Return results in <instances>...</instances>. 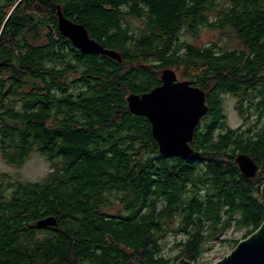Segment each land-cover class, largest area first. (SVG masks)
I'll return each mask as SVG.
<instances>
[{
    "label": "trees",
    "instance_id": "1",
    "mask_svg": "<svg viewBox=\"0 0 264 264\" xmlns=\"http://www.w3.org/2000/svg\"><path fill=\"white\" fill-rule=\"evenodd\" d=\"M58 6L121 61L73 47ZM205 28L239 46L180 40ZM166 68L206 94L190 160L160 154L150 122L127 108ZM224 94L242 128L226 127ZM34 151L52 166L45 178L0 182V264L195 262L231 227L243 231L233 249L264 222V0H0V154L19 166ZM241 153L255 177L237 167ZM47 216L55 226L36 225ZM170 231L185 236L173 259Z\"/></svg>",
    "mask_w": 264,
    "mask_h": 264
},
{
    "label": "water",
    "instance_id": "2",
    "mask_svg": "<svg viewBox=\"0 0 264 264\" xmlns=\"http://www.w3.org/2000/svg\"><path fill=\"white\" fill-rule=\"evenodd\" d=\"M56 22L60 33L71 41L73 47L84 53L107 55L121 61L118 52L100 45L89 36L83 24L67 18L59 6ZM160 80L161 83L148 92L128 94L127 108L135 115L145 116L150 122L160 154L190 160L199 154L190 143L202 117L208 113L206 94L190 80H178L177 72L172 68L163 69ZM235 161L243 176H256L258 166L249 155L238 154ZM261 194L264 198V184ZM56 222L53 216H47L38 220L36 225L55 226ZM175 264L191 262L180 258ZM212 264H264V222L249 237L237 242L231 252Z\"/></svg>",
    "mask_w": 264,
    "mask_h": 264
},
{
    "label": "rangeland",
    "instance_id": "3",
    "mask_svg": "<svg viewBox=\"0 0 264 264\" xmlns=\"http://www.w3.org/2000/svg\"><path fill=\"white\" fill-rule=\"evenodd\" d=\"M132 25L133 32L138 33L140 21L136 18H128ZM180 40L184 43H192L200 46L210 45L212 43L219 47L235 48L239 46V41L233 40L229 31H223L219 29H201L197 36H190L188 34H182ZM178 74V73H177ZM178 78L182 80L178 74ZM224 111H225V125L230 129H239L244 126V120L238 111V98L230 95H223ZM251 121L255 122L256 117L252 115ZM52 170V166L47 160L38 152H31L24 162L19 166H14L5 163L0 154V182L6 186L9 181L18 180L21 182H34L40 181L45 178ZM118 208L110 209V213L117 212ZM174 226V224H171ZM242 230H233L229 228L221 233L217 238H211L203 243L204 251L198 256L195 262L191 264H212L217 261L223 255L228 254L233 249L227 239L242 238ZM185 236L170 231L163 239V250L166 257L173 259L179 252V248H174L175 244L180 240H184ZM226 240V241H225ZM186 260L185 256L181 257ZM176 263L175 260L172 263Z\"/></svg>",
    "mask_w": 264,
    "mask_h": 264
},
{
    "label": "flooded vegetation",
    "instance_id": "4",
    "mask_svg": "<svg viewBox=\"0 0 264 264\" xmlns=\"http://www.w3.org/2000/svg\"><path fill=\"white\" fill-rule=\"evenodd\" d=\"M177 79L180 80V79L178 78V74H177Z\"/></svg>",
    "mask_w": 264,
    "mask_h": 264
}]
</instances>
